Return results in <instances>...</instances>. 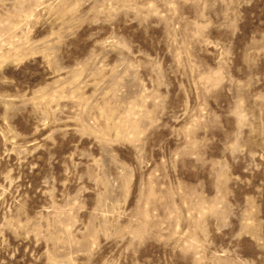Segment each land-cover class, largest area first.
<instances>
[{"label":"rangeland","instance_id":"rangeland-1","mask_svg":"<svg viewBox=\"0 0 264 264\" xmlns=\"http://www.w3.org/2000/svg\"><path fill=\"white\" fill-rule=\"evenodd\" d=\"M0 264H264V0H0Z\"/></svg>","mask_w":264,"mask_h":264}]
</instances>
